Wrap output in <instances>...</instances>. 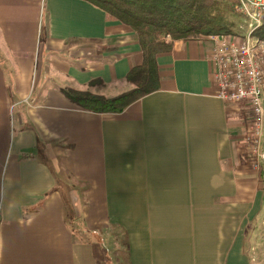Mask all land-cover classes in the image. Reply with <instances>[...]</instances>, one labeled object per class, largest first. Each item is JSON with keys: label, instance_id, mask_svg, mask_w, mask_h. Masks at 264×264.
<instances>
[{"label": "crops", "instance_id": "1", "mask_svg": "<svg viewBox=\"0 0 264 264\" xmlns=\"http://www.w3.org/2000/svg\"><path fill=\"white\" fill-rule=\"evenodd\" d=\"M213 47L176 41L160 90L96 113L61 90L130 89L136 31L86 0H0V264H104L111 226L127 264H252L264 158L259 175L238 107L216 94Z\"/></svg>", "mask_w": 264, "mask_h": 264}, {"label": "trees", "instance_id": "2", "mask_svg": "<svg viewBox=\"0 0 264 264\" xmlns=\"http://www.w3.org/2000/svg\"><path fill=\"white\" fill-rule=\"evenodd\" d=\"M100 7L109 19L119 20L139 37L142 64L128 73L130 89L108 97L90 91L63 88L62 93L78 106L96 113H122L131 104L161 88L160 54L173 50L176 41L202 40L214 34L234 33L231 16L238 14L239 0H86ZM257 35L264 39V23ZM74 237L79 236L76 230ZM127 237V233L124 231ZM91 239L101 237L89 232ZM86 240V238L84 239ZM125 248L128 252L129 242ZM107 253L104 264H110Z\"/></svg>", "mask_w": 264, "mask_h": 264}, {"label": "built area", "instance_id": "3", "mask_svg": "<svg viewBox=\"0 0 264 264\" xmlns=\"http://www.w3.org/2000/svg\"><path fill=\"white\" fill-rule=\"evenodd\" d=\"M237 11L246 21L245 34L208 37L214 45L212 76L217 96L238 107L244 142L257 169L264 158V39L257 35L264 23V0H239Z\"/></svg>", "mask_w": 264, "mask_h": 264}, {"label": "rangeland", "instance_id": "4", "mask_svg": "<svg viewBox=\"0 0 264 264\" xmlns=\"http://www.w3.org/2000/svg\"><path fill=\"white\" fill-rule=\"evenodd\" d=\"M238 12V11H237ZM231 21L234 23V33L229 35H243L246 33V21L242 16L238 13L234 16H231ZM262 162V160H261ZM252 169H255L252 164ZM261 164L260 167L255 169L259 171V175H261ZM76 196H71L70 201L68 200V208H69V216L72 217L73 214H76V206L75 203ZM264 212V209H263ZM261 213L259 218L253 221V233H252V242L248 244L246 242V249L251 250V260L252 264H264V213ZM71 214V215H70ZM73 218V217H72ZM71 218V220H73ZM75 227L77 229H81L79 225L75 223ZM255 234V235H254ZM101 236L103 238V244L106 249L109 251L112 264H127V253L125 248L126 237L121 228L111 226L101 231Z\"/></svg>", "mask_w": 264, "mask_h": 264}]
</instances>
